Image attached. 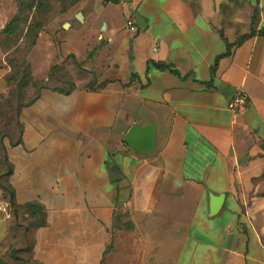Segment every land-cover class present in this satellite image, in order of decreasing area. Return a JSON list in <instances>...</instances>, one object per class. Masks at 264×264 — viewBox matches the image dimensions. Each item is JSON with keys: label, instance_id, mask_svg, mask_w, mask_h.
Masks as SVG:
<instances>
[{"label": "crops", "instance_id": "crops-1", "mask_svg": "<svg viewBox=\"0 0 264 264\" xmlns=\"http://www.w3.org/2000/svg\"><path fill=\"white\" fill-rule=\"evenodd\" d=\"M110 5L122 20H94L93 74L20 111L9 183L17 206H43L46 224L8 218L0 186V264H18L14 248L39 264H264V0ZM91 9L64 24L62 57ZM17 11L0 0V32ZM240 91L249 104L235 114ZM136 126L155 130L151 153L125 143Z\"/></svg>", "mask_w": 264, "mask_h": 264}, {"label": "rangeland", "instance_id": "rangeland-1", "mask_svg": "<svg viewBox=\"0 0 264 264\" xmlns=\"http://www.w3.org/2000/svg\"><path fill=\"white\" fill-rule=\"evenodd\" d=\"M94 1L18 0L21 12L14 33L7 36L0 34V164H5L8 146L14 145L21 136L17 115L19 108L33 100L42 87L69 90L87 73L93 74L89 59L94 54L99 28L94 20L98 21L101 16L115 24H120L122 20L120 7L103 6L110 0H100L103 5H95ZM189 1L195 7L200 2ZM90 8L93 21L79 23L77 29L65 36L72 39L73 44L64 47L63 52L72 47L75 53L62 57L64 41L59 34L69 30L63 28L64 24L78 23L76 15H86ZM89 45L90 50L84 53ZM5 172L6 164L0 175ZM262 178L264 180V175ZM20 258L26 264L30 257L24 253Z\"/></svg>", "mask_w": 264, "mask_h": 264}, {"label": "trees", "instance_id": "trees-1", "mask_svg": "<svg viewBox=\"0 0 264 264\" xmlns=\"http://www.w3.org/2000/svg\"><path fill=\"white\" fill-rule=\"evenodd\" d=\"M16 5H17V14L10 20V22L8 23V25L6 27H4V29L0 32V34H4V35H12L14 33V26L17 23V21H19V15L21 12V8H20V1L18 3V0H15ZM110 2L118 4L120 3V0H110ZM255 24V22H253V25ZM256 33V29L253 27L252 31L250 34L248 35H244L241 38H239V40L236 42L235 45L240 44L242 41H244L245 39L253 36ZM261 34H264V28L261 30L260 32ZM224 37V36H223ZM158 68H164L163 65L161 64H157ZM103 85V84H102ZM91 88H93L92 86H90ZM76 88V85L73 86L71 89L69 90H62V89H57V88H52V87H42L39 91V93L36 95V97L31 100L30 102H28L25 106L19 108V110H17V115H18V122L19 125L21 126V136L19 138V140L11 146H15L18 145L21 142V138H22V134H23V127L20 123L19 120V115H20V111L22 108L29 106L31 104H33L40 96V93L43 89H53L56 91H60L62 93H69L72 90H74ZM1 109V108H0ZM5 164H6V172L3 173L2 175H0V186L1 188L4 190L5 194L7 195L8 198V204L10 207V211H11V218H14L16 215H18L20 212L23 214V220L25 222H27L28 218H26L25 215H29L30 219L32 220V224L33 225H37V226H43L46 224V213H45V209L43 208V206L39 205V204H27L26 206L23 207H19L16 205L15 203V194L14 191L12 189V186L9 183V177L12 175L13 172V168L12 165L9 163L8 160V155L6 154L5 156ZM118 211H123V208H117ZM124 219V225L122 227L123 230H127V229H131L132 224L131 221L129 220L128 217H123ZM27 253L29 255V261H27L26 264H39L37 261H35L30 254V250L26 249V250H18V249H12L10 252V256L11 258H13L14 260H16L18 262V264H25L24 260L20 258V255Z\"/></svg>", "mask_w": 264, "mask_h": 264}, {"label": "water", "instance_id": "water-1", "mask_svg": "<svg viewBox=\"0 0 264 264\" xmlns=\"http://www.w3.org/2000/svg\"><path fill=\"white\" fill-rule=\"evenodd\" d=\"M129 2L130 0H125ZM138 19L137 25L141 26L139 23V17L136 16ZM155 130L154 129H145L141 127H134L132 128L125 138V143L130 145L135 151L141 154H148L151 153L156 146L155 142ZM223 196H218L212 199V213L216 214L217 211L221 208L224 202Z\"/></svg>", "mask_w": 264, "mask_h": 264}, {"label": "built area", "instance_id": "built-area-1", "mask_svg": "<svg viewBox=\"0 0 264 264\" xmlns=\"http://www.w3.org/2000/svg\"><path fill=\"white\" fill-rule=\"evenodd\" d=\"M127 27L130 31H137V26L132 18H129L127 21ZM155 50H157L155 48ZM249 104V96L247 93L240 91L239 93L236 94V96L229 102L228 108L231 112L235 114H240L243 112ZM1 211L6 214L8 218H11V211L9 204H5L2 208Z\"/></svg>", "mask_w": 264, "mask_h": 264}]
</instances>
